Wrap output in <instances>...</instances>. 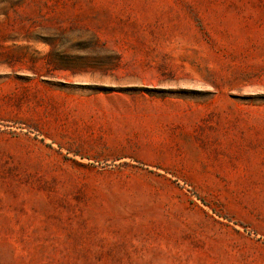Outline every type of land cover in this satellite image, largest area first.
Masks as SVG:
<instances>
[{
  "label": "rangeland",
  "instance_id": "rangeland-1",
  "mask_svg": "<svg viewBox=\"0 0 264 264\" xmlns=\"http://www.w3.org/2000/svg\"><path fill=\"white\" fill-rule=\"evenodd\" d=\"M0 264H264V0H0Z\"/></svg>",
  "mask_w": 264,
  "mask_h": 264
}]
</instances>
